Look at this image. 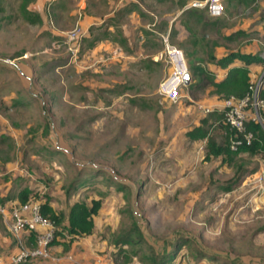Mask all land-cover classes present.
<instances>
[{
    "label": "rangeland",
    "instance_id": "obj_1",
    "mask_svg": "<svg viewBox=\"0 0 264 264\" xmlns=\"http://www.w3.org/2000/svg\"><path fill=\"white\" fill-rule=\"evenodd\" d=\"M161 1L152 3L154 15L144 19L156 20L150 25L156 32L141 30L149 44L129 48L134 59L126 63H104V53L113 50L91 45L101 37V25H91L92 36H83L72 54L65 34L52 33L59 23L54 16L32 19L29 3L24 9L22 0H0V198L30 187L28 200L51 198L64 213L75 202L99 201L94 232L87 236L91 250L80 236H56L74 244L68 252L82 259L150 264L151 247L156 253L175 247L173 264H264V153L240 152L231 161L207 157V140L186 136L208 115L201 106L226 97L211 87L191 93L187 83L177 102L160 95L159 83L169 73L166 42L209 66L195 47V16L181 13L175 1ZM167 13L177 14L171 33L165 31ZM220 16L219 34L205 33L221 45L217 54L245 48L264 55V0H224ZM64 18L67 31L82 27ZM238 27L251 32L224 38ZM114 29L109 36L122 41L121 27ZM152 52L162 53L156 62ZM252 68L256 85L264 66ZM210 129L223 143L229 128ZM132 226L144 241L115 245Z\"/></svg>",
    "mask_w": 264,
    "mask_h": 264
},
{
    "label": "trees",
    "instance_id": "obj_2",
    "mask_svg": "<svg viewBox=\"0 0 264 264\" xmlns=\"http://www.w3.org/2000/svg\"><path fill=\"white\" fill-rule=\"evenodd\" d=\"M22 1L23 3L20 5L21 8L27 9L26 3H30L31 0ZM184 2H186V0H178V6L183 7L185 5ZM228 2H232V0H228ZM203 9L204 8L198 10L197 8L189 7L182 11V13H188L189 15L191 13V15L195 16L199 24L200 35H193L194 42L198 45V48H200V50L206 54V59L208 61H211L221 67L228 66L229 68L226 76L218 80L216 79L214 71L202 65L200 62L201 60H198L196 55H192L191 51L186 53L190 79H193V81H189L187 84V87H189V92L193 93L195 90H204L205 88L211 87L212 91L221 94L223 97H228L231 95L243 96L249 91V86L251 84L250 68L248 65L250 63L258 62L264 66V58L261 57L258 52H247L242 50H229L225 54L217 56L213 52V48L216 46L218 41L206 37L205 33L208 30H212L215 32L217 31L219 34L218 28L223 25V19L221 16H210L207 11ZM204 12H206L208 15H206ZM28 14L31 16L29 18L32 19L35 17H40L34 11H29ZM239 34L242 36L249 35L248 32L240 28L229 35H226L224 38L228 41H231L233 39H237ZM236 60H240L244 62V64L232 65V63ZM259 96L264 100V86L261 87ZM223 120L222 112L213 110L209 112L207 116L201 119L200 124L187 130L186 136L193 140L205 138L207 140V157L224 155L231 161L240 152H247L249 154L261 152L264 153V128L259 122L252 120L247 122V129L252 132V139L249 143L243 139L242 134H236L230 129H228L229 131L226 132L227 135L224 142L219 143L215 134L211 133L210 126L216 124L217 128L219 129L229 128V126ZM232 139L234 141V147L231 146ZM81 182H84V180ZM117 187L122 188L121 184H119ZM225 188L229 189L230 186ZM30 193H32V189L30 187H21L18 191V202L23 203L27 201ZM41 202L42 214L51 219L57 227L56 236L67 232V234L72 238L77 235L89 234L93 231V214L97 212L98 206L100 204L99 201H94L92 206H88L84 202H75L70 206L67 213H64L62 210L55 209L51 205V198L45 199ZM133 228L135 227L132 226L131 229L129 228L128 230L121 233L117 239H115V245L124 248L128 244H140L142 241H144L143 235L141 233L134 235L133 231L135 229ZM30 236L33 238L32 235ZM176 252L177 249L173 247L167 251L156 253L155 249L151 247L150 252L146 257L151 261L150 264H168L175 259L177 254Z\"/></svg>",
    "mask_w": 264,
    "mask_h": 264
},
{
    "label": "crops",
    "instance_id": "obj_3",
    "mask_svg": "<svg viewBox=\"0 0 264 264\" xmlns=\"http://www.w3.org/2000/svg\"><path fill=\"white\" fill-rule=\"evenodd\" d=\"M170 1H175V5H178V0H170ZM161 2H162L161 0H102V2L98 4V0H31L30 3L28 4V8L31 10H35V12H37V14L41 17L43 22L47 19V16H48L47 13H49L52 17L54 16L56 21L57 20L59 21V23H56L57 27L56 25L55 26L53 25L52 33H56V34H62V33L65 34L67 31L65 27H62V24L64 23H61L60 21L64 17H67L69 19L73 17L75 19L74 22L75 21L79 22L80 26H82L81 28H84L83 29L84 34H85L84 36H90V37L92 36V35H89V30H88L91 25L93 26L101 25L103 28L101 37H97L94 41H91V43L95 42L96 44L94 45V47L97 45L98 47H101L102 51H110V50L112 51L113 50V52L110 54L104 53V55H106V58H104L102 62L104 63L106 61L109 62L110 61L109 59L113 58L115 60L123 61L122 63L124 62L126 63L128 58L134 59V55L131 54V52H129L130 51L129 48L133 49L135 45L139 46L138 48H141L143 44H147V45L149 44L150 40L148 38L145 39V41H143L144 35L141 32V30H143L142 28H146V33H148L147 32L148 28L149 30L156 32V30H154L153 28L152 29L150 28V25L155 26L156 20L152 18L153 20L151 19V22L146 23L144 19L150 18L149 16H153L154 15L153 14L154 13L153 4L159 5ZM188 2L189 0H187L184 3L186 4ZM92 8H95L94 12L91 10ZM98 8H100V10ZM178 9H181L183 11L186 8L184 5L183 7L178 6ZM123 15H125L124 17H126V19L122 20V22L116 25V23L114 22H116L119 19L121 20L122 19L121 16ZM176 19H177V14L176 15H173L172 13L165 14V21H166L165 31L166 32L169 31L171 33L172 28L176 24L175 23ZM116 26L121 27V32L123 35L122 41H120L117 38H114L113 36L112 37L109 36L111 35L112 32H114L115 30L114 28H116ZM240 28L244 29L248 33L251 32V29L243 28V27H238L236 30ZM236 30H234V32ZM136 38H139L140 41L139 39L136 40ZM125 44L127 48H125L124 46ZM218 44L219 43H217L216 46H214L213 48V52L217 56L225 54L226 52L229 51V50H226L224 52L217 54V52L215 51L217 50V47L221 46ZM113 47H115V49ZM195 47L199 49L201 53H203V51L200 50V48H198L197 44ZM94 50L95 49H93V51ZM230 50H242V51H247V52H254V51H250L245 48L244 49L235 48V49H230ZM134 52L137 53L138 51L135 50ZM159 53L160 52H155V53L152 52L151 54H149V57L151 58V60L156 62L159 59ZM203 54L206 56L205 53ZM259 54L261 57L264 58L263 54L261 53ZM101 56L103 57V55ZM205 61L209 63V66H206L204 61L201 62V64L213 70L216 75V79L220 80L226 76L228 72V68H229L228 66L221 67L211 61H208L207 59ZM235 64L241 65V64H244V62L240 60H236L232 63V65H235ZM261 65L262 64L258 62L250 63L248 65V67L250 68V79L253 73L252 66L257 67ZM190 81H193V79H190ZM221 99H216V100L213 99L214 100L213 102L220 101ZM19 189L16 191V193L13 196L4 195V196H1L0 198V204L1 203L4 204L5 209H6L4 213L0 212V264H6L9 260L10 255L18 251L20 247L18 240L11 233L10 228H9V224L11 221L9 209L10 207H12L11 202L12 203L17 202L16 204L19 203L18 202L19 201V197H18ZM51 205H52V200H51ZM93 232H94V229L89 234L77 235L74 237L80 236V239L84 242L81 245L86 247L88 250H91V245H89L87 236L91 235ZM23 237H24L26 244L30 245L33 243V238L31 236L24 235ZM74 237H72L71 239H73ZM74 248H75L74 244L73 245L66 244L65 241H60L59 239H56L52 243L51 248H50L52 252V256L50 258L48 259L47 258H42V259L37 258L26 264H117L110 258L109 259L107 258L105 260L100 257H97L96 259H91V260L79 258L78 254L72 253L71 255L68 252L69 250L74 251ZM172 262L173 261L169 262L168 264H173Z\"/></svg>",
    "mask_w": 264,
    "mask_h": 264
},
{
    "label": "built area",
    "instance_id": "obj_4",
    "mask_svg": "<svg viewBox=\"0 0 264 264\" xmlns=\"http://www.w3.org/2000/svg\"><path fill=\"white\" fill-rule=\"evenodd\" d=\"M198 7L204 8L210 16H220L224 12V0H191L185 4V8ZM84 36L81 27L76 26L65 33L64 43L67 50L72 54H77L79 41ZM167 41V36H164ZM162 53H159V58ZM164 55L169 63V73L160 81L158 92L170 102H177L180 98L181 86L185 84V76L189 73L187 60L183 51L166 42ZM264 56V55H263ZM264 78V72L259 83L256 85L251 82L249 91L243 96L231 95L220 101L205 104L201 106L204 112L213 110L221 111L223 121L229 126V129L236 134H242L246 142L252 139V132L247 129L249 120L259 122L264 128V100L260 98L259 91L264 86L261 80ZM231 146L234 147V141L231 140ZM41 201L29 199L23 203L15 204L10 207L11 233L19 242V250L12 253L6 264H26L37 258L50 257V248L56 239L55 223L44 216L41 211ZM5 206L0 205V212H5ZM24 235L33 236V243L26 244Z\"/></svg>",
    "mask_w": 264,
    "mask_h": 264
},
{
    "label": "water",
    "instance_id": "obj_5",
    "mask_svg": "<svg viewBox=\"0 0 264 264\" xmlns=\"http://www.w3.org/2000/svg\"><path fill=\"white\" fill-rule=\"evenodd\" d=\"M190 81V74L187 73L185 76V83H188Z\"/></svg>",
    "mask_w": 264,
    "mask_h": 264
}]
</instances>
